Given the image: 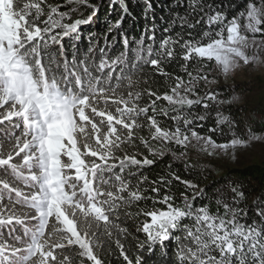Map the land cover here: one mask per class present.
<instances>
[{
	"label": "snow or ice",
	"instance_id": "6c2138e0",
	"mask_svg": "<svg viewBox=\"0 0 264 264\" xmlns=\"http://www.w3.org/2000/svg\"><path fill=\"white\" fill-rule=\"evenodd\" d=\"M116 3L119 18L85 34L100 3L0 0V264H104L101 253L115 250L123 264H157V252L160 264H264V187L250 217L237 181L213 200L171 163L168 175L146 174L171 155L191 175L199 161L190 150L235 161L264 142V131L251 127L236 134L238 122L224 114L247 98L237 73L259 72L264 81V0H243L235 15L232 5L174 0L167 26L146 24L138 38L123 28L133 15L126 0H109V8ZM143 3L145 20L154 21L152 0ZM82 8L91 14L73 19ZM174 64L187 79L169 71ZM157 77L162 94L151 87ZM221 79L233 81L230 92L208 88ZM213 111L209 132L227 125L224 143L197 130Z\"/></svg>",
	"mask_w": 264,
	"mask_h": 264
},
{
	"label": "trees",
	"instance_id": "16d2710c",
	"mask_svg": "<svg viewBox=\"0 0 264 264\" xmlns=\"http://www.w3.org/2000/svg\"><path fill=\"white\" fill-rule=\"evenodd\" d=\"M51 3L55 4H63V0H49ZM92 3H100V9L98 12V15L96 18H94L93 22L90 25L82 26L83 31L85 34L88 32H98L103 33L107 29V23L109 21L114 22L115 19L119 18V12H120V5L119 3H116L114 5V10L110 9L108 4L109 0H90ZM154 6H155V18L153 21L152 17H149L148 20H145L143 16V8L144 3L143 0H126V3L128 4L129 10L132 12V17H127L123 22V28L125 31H127L129 37H139L140 33L143 31L146 24H150L152 22L156 23L160 28L167 26V21L170 17L169 12V5H173L174 7V0H152ZM209 2L213 3L217 7L219 6H228L232 5L233 9L230 12V15H235L237 12L241 10L243 7V0H209ZM239 5V7H236ZM181 15L184 13V9H178ZM91 14V9L82 8L81 13L78 16H74L75 18H86L87 15ZM198 18V17H197ZM202 28H206V25H202ZM176 31H179V28L176 29ZM115 34V33H114ZM161 33L157 32L158 39L160 38ZM102 42V41H101ZM82 47H86V41L82 42ZM122 50V44L117 43L116 46L112 49V52L118 53ZM195 72V68L190 69ZM169 71H173L177 75H184L181 73L180 68L178 65H173L172 69H169ZM184 78L187 79L186 75H184ZM145 87V86H142ZM153 90H156L158 94H162L164 91H167V87L165 85V82L163 78L157 77V83L151 85ZM145 102H147L145 100ZM166 101H158L157 107L160 108L162 106H166ZM197 112H200L203 114L202 108H197ZM252 118L257 121L258 130L264 131V106L263 108H259L256 113H254ZM226 115H230L231 117L235 115H239V113H236V108L232 107L230 109L226 110ZM259 116V117H258ZM162 123H164L165 126L170 125L172 122L170 118L161 117ZM200 127L197 128V130L201 134L206 135H212L214 138L219 137L216 132H209L210 128L216 127V119L213 112L209 115L208 119L205 121L199 122ZM223 130L225 129V125L222 126ZM145 134V133H141ZM226 139L219 140V141H226ZM175 152L179 153L180 150L177 148L173 149ZM172 164V171L181 175L182 178L185 179H192L194 181H198L201 188H206V191L210 198L213 200L215 199L214 193H216L217 189L220 188L222 185H228L230 181H237L243 185V188L246 192V200L241 205V207L249 206V216L252 217L253 214V207L252 202L254 199H256L259 196V193L261 192L262 187H264V165L259 164H250L246 165L243 168H236L232 169L226 173L220 174L219 176H216L215 174H212L211 172L201 173V170L198 168L194 169L192 174L189 175L184 168V163L173 160L171 155L166 156L165 158L161 159L160 162L155 166L146 171V174L148 175L150 180L157 179L161 175H168L167 166L169 164ZM183 186L179 184L178 182H173V186L171 191L176 195L179 196L180 192H182ZM230 198V197H229ZM213 210H215V204L213 203ZM223 211V209H221ZM143 218L141 217V220ZM250 222V221H249ZM177 235H180L177 233ZM139 239L142 241L144 239V236L142 233L138 234ZM131 242V249L129 251V256L133 260L135 259V255L137 254L135 249L134 242L131 241V238H129ZM128 244H126V247ZM115 246L113 245V248ZM175 243H170L168 245L169 249V257L174 259V250H175ZM101 255L104 259V264H123L122 257H118V250H115L111 252L110 254L105 251L102 252ZM156 260L157 264H160V258H159V252L156 254Z\"/></svg>",
	"mask_w": 264,
	"mask_h": 264
},
{
	"label": "rangeland",
	"instance_id": "374dc122",
	"mask_svg": "<svg viewBox=\"0 0 264 264\" xmlns=\"http://www.w3.org/2000/svg\"><path fill=\"white\" fill-rule=\"evenodd\" d=\"M211 78V77H210ZM235 80L237 83H240L241 88H243L245 85L248 86L249 91L247 92V98L245 101H243L240 104L233 105L232 107L236 108V113H239V115H235L231 118H233L235 121L238 122V127L235 128L236 134L245 133L247 128L251 127L253 131H256L257 133L261 132L258 130L257 121H255L252 117L256 114V111L259 108H263L264 106V87H262V81L260 73H253L251 74V79H249V74L246 72H239L236 74ZM233 81L230 79L228 81H224L223 79L220 80L219 84H212L209 85V89H215L217 91H220L222 94L224 92H230L228 88L225 87V84H232ZM240 89H237L239 91ZM201 94L204 92V86H201ZM231 107V108H232ZM213 114L215 115V111H213ZM226 115V110L225 113ZM259 117V116H258ZM217 134L219 135L217 140L218 143H224L227 140L231 138V131L227 125H225V129L220 131L218 130ZM206 135V134H202ZM226 141H219L226 139ZM181 151L183 149L178 148ZM179 152V153H180ZM177 153V152H176ZM177 153V155L179 154ZM189 159L193 163H197L199 161L197 168L199 170H202L203 168L207 167L210 169L212 174H215L216 176H219L220 174L226 173L232 169L236 168H243L246 165L250 164H259L264 165V142H257L254 143L250 148H248L245 151L238 153V158L233 161L230 156L223 157V158H206L203 155L197 156V153L195 150H190L189 152ZM178 161L182 162L181 159H177Z\"/></svg>",
	"mask_w": 264,
	"mask_h": 264
}]
</instances>
